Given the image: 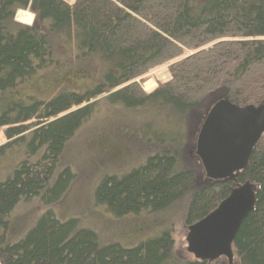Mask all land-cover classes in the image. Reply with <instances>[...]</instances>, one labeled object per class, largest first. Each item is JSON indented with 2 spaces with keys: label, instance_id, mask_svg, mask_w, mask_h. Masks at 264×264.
I'll use <instances>...</instances> for the list:
<instances>
[{
  "label": "trees",
  "instance_id": "trees-1",
  "mask_svg": "<svg viewBox=\"0 0 264 264\" xmlns=\"http://www.w3.org/2000/svg\"><path fill=\"white\" fill-rule=\"evenodd\" d=\"M18 11L34 16L31 26L15 21ZM73 63L95 67L100 82H62ZM160 66L169 79L145 93L141 84ZM220 92L237 108L264 103V0H0V264H208L176 255L169 230L134 248L102 246L52 210L6 243L19 202L60 200L72 179L68 170L55 175L59 158L101 105L124 116L122 133L141 148L142 165L103 176L97 207L118 218L175 207L190 226L251 186L254 210L233 252L236 264H264V133L233 179L204 186L179 169L190 115Z\"/></svg>",
  "mask_w": 264,
  "mask_h": 264
},
{
  "label": "rangeland",
  "instance_id": "rangeland-1",
  "mask_svg": "<svg viewBox=\"0 0 264 264\" xmlns=\"http://www.w3.org/2000/svg\"><path fill=\"white\" fill-rule=\"evenodd\" d=\"M16 21L20 22L18 15ZM66 69L71 70L61 76L64 83L91 87L100 82V74L93 66L73 63L68 64ZM147 78L141 85L145 93H150L158 84L169 79L167 66L153 69ZM222 100H225L224 93H215L190 115L186 147L179 169L194 171L199 185L205 186L211 181L206 178L195 154L197 136L210 109ZM125 121L118 110L101 105L100 111L88 122L85 129L66 145L59 158L55 175L68 170L72 179L60 200L50 206L44 205L39 197L19 202L7 217L6 243L13 244L21 240L41 215L47 210H52L60 222L74 219L78 220L81 228L92 230L102 246L117 243L124 248H134L139 243L158 238L165 230H169L176 255L190 259L185 243L188 226L182 209L173 207L160 214L144 212L139 218H118L96 206L94 191L103 176L121 175L142 165L141 148L131 137L122 133ZM126 129L125 127L124 130ZM5 143V128H0V146ZM4 176L8 177L10 173H5ZM211 264H227V261L221 259ZM233 264H236L235 257Z\"/></svg>",
  "mask_w": 264,
  "mask_h": 264
},
{
  "label": "water",
  "instance_id": "water-1",
  "mask_svg": "<svg viewBox=\"0 0 264 264\" xmlns=\"http://www.w3.org/2000/svg\"><path fill=\"white\" fill-rule=\"evenodd\" d=\"M264 133V103L237 108L226 100L208 112L197 136L196 156L210 181H226L242 173ZM255 190L238 186L218 207L189 226L186 252L199 262L225 258L233 262V243L243 220L254 210Z\"/></svg>",
  "mask_w": 264,
  "mask_h": 264
},
{
  "label": "bare ground",
  "instance_id": "bare-ground-1",
  "mask_svg": "<svg viewBox=\"0 0 264 264\" xmlns=\"http://www.w3.org/2000/svg\"><path fill=\"white\" fill-rule=\"evenodd\" d=\"M18 20L20 21V22H24V23H29L30 22V20H31V16L30 15H28L27 13H19L18 14ZM15 21H16V19H15ZM149 85H151V84H148V86Z\"/></svg>",
  "mask_w": 264,
  "mask_h": 264
},
{
  "label": "crops",
  "instance_id": "crops-1",
  "mask_svg": "<svg viewBox=\"0 0 264 264\" xmlns=\"http://www.w3.org/2000/svg\"><path fill=\"white\" fill-rule=\"evenodd\" d=\"M31 20H32V18H31ZM31 20H30V22H29V23H31ZM23 23H24V22H23ZM29 23H28V24H29Z\"/></svg>",
  "mask_w": 264,
  "mask_h": 264
}]
</instances>
